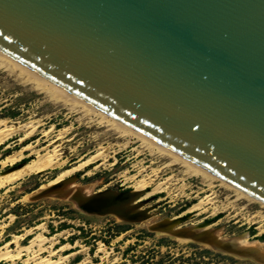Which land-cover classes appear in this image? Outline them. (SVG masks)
I'll list each match as a JSON object with an SVG mask.
<instances>
[{"label":"water","instance_id":"95a60500","mask_svg":"<svg viewBox=\"0 0 264 264\" xmlns=\"http://www.w3.org/2000/svg\"><path fill=\"white\" fill-rule=\"evenodd\" d=\"M0 51L264 202V0H0Z\"/></svg>","mask_w":264,"mask_h":264},{"label":"rangeland","instance_id":"374dc122","mask_svg":"<svg viewBox=\"0 0 264 264\" xmlns=\"http://www.w3.org/2000/svg\"><path fill=\"white\" fill-rule=\"evenodd\" d=\"M9 69L0 66V119L33 122L35 129L24 142L19 141L24 133H19L0 145V159L12 153L20 156L14 166L0 165V173L35 159L57 145L65 168L77 166L104 151L76 171L74 180L80 185H92L93 192L138 189L141 193L136 201L146 214L143 218L117 219L108 213H89L76 205L68 192V196H62L63 183H57L54 188L58 194L42 193L29 198V194L54 178L62 168L50 167L0 188V245L13 235H19V244L25 245L40 234L48 239L40 256L52 259L67 256L62 264H142L145 259L158 261L166 253L189 256L195 249H209L214 253L209 254L211 257L220 254L212 260L206 257L204 261L208 264H264L249 256L213 248L201 239L179 238L153 226L158 220L182 216L185 219L178 227L210 224L225 239L247 234L250 239L264 242V208L259 204L236 198L233 191L217 181L210 187L199 176H186L180 165L165 167L168 160L157 151L144 150L140 141L127 138L126 144H119L122 140L106 124L91 121L92 115L83 114L78 108L75 111L68 104L33 89L30 83L22 81L17 70L9 72ZM27 144L30 147L23 148ZM172 176L161 191L146 196ZM139 179L150 183L140 189L136 187ZM205 195L213 197L212 200L187 211ZM63 244L66 248L57 250ZM11 249H16L15 244ZM28 256L24 253L13 262L0 261V264H20Z\"/></svg>","mask_w":264,"mask_h":264},{"label":"bare ground","instance_id":"6f19581e","mask_svg":"<svg viewBox=\"0 0 264 264\" xmlns=\"http://www.w3.org/2000/svg\"><path fill=\"white\" fill-rule=\"evenodd\" d=\"M2 65L5 67V69L10 68L17 70V73H19L23 78L22 81L25 83H30L33 89H36L39 92H44L48 96L50 95L55 99V101L57 100L61 104H68L70 108H74L75 111V108H78V110L83 111V114L86 113L92 115L91 121H97V123L106 124V126H108L111 131H114V133H116L118 137L122 140V142H120L119 144H126L128 142L127 138H133L137 141H140L143 145L144 150H147L149 152L157 151V154L160 157L163 156L168 160V162L165 164V167L171 165H180V167H182V174L186 176H199L203 180V182H206L207 185L210 187L213 186V182L217 181L225 188L233 191V193H235L236 198H244L253 203L255 202V204L257 203L260 207L264 208V202L257 199L253 195L246 193L235 185H232L228 181L222 179L214 173H211L207 169L193 163L189 159H186L179 153H176L175 151L165 147L157 141L147 137L146 135H143L139 131L129 127L125 123H122L121 121L108 115L107 113L98 109L91 103L67 91L60 85L54 83L53 81L47 79L36 71L30 69L29 67H26L22 63H19L15 59L9 57L8 55L0 51V66ZM10 69L8 70L9 72ZM13 73L15 72L13 71ZM34 129L35 125L33 122L21 123L19 121L14 122L0 119V145L12 136L19 133H24V135L19 137V141L24 142L28 137L33 134L32 131ZM118 142L119 141L115 143ZM5 145L8 146L7 143ZM27 147H30V144L23 146V148ZM102 152L104 153V151H101L100 153H97L91 156L89 159L81 162L77 166L65 168L63 167L65 165V160L62 159L63 156L60 152L59 145L54 146L52 150H49L44 154L37 155L35 159L26 161L20 164L18 167H14L5 170L4 172H1L0 188L3 186L10 185L12 182H16L17 180H20L25 176L32 175L36 172L43 171L50 167H62L54 178L34 190L31 194H29L28 197L34 198L42 193L52 195L58 194L57 190H55L54 188L56 187L57 183H63L65 185V192L62 193V196H65L68 192V194H70L69 196L71 197L70 199L73 200V202L78 205L81 209L89 213H108L110 215L112 214L116 216L117 219L143 218L146 213L140 209V206L136 201V198H138L141 193L140 190L136 189V191L132 192H119L106 189L103 191L93 192L92 185H80L74 180V173L87 166L92 160H96ZM19 157L14 153H12L11 155H7L6 157L0 159V165L14 166L19 160ZM153 173L158 174V172L155 170H153ZM131 177H135V175H132ZM172 179L173 176L166 178L164 182L157 184L153 190L147 192L146 196L152 194L155 191H161L162 186ZM150 180L151 178H149V181ZM149 181H145V179L136 180V187L143 189L147 187V185L150 183ZM212 198L213 197H211L210 195H205V197L201 201H199V203L193 204L187 209V211H193L195 209H198V207L205 200H212ZM184 219L185 217L182 216H177L171 219L165 218L158 220L157 222L155 221L156 223L153 226L158 230L167 231L175 235L176 237L188 239H201L207 244L213 246V248H220L223 251L235 253L241 256H249L258 262L264 263L263 241L253 238L250 239L247 234H242L233 238L230 237L231 239H225L224 237H222V235H220V230H212L213 228L209 226L210 224H190L188 226L178 227V224L184 221ZM150 224L151 223H149V225ZM19 239V235H13L11 240L5 241L2 245H0V261L13 262L16 258H20L24 253H26L29 256L22 258L20 264H62V259H65L67 257L64 256L61 259H52L50 257L40 256L39 252L43 248H46L44 245L48 240L46 237L40 234L35 235L30 240V242L25 245H20ZM222 243L225 244L221 245ZM12 244H15V250H12L13 248L11 249ZM66 246V244H63L59 246L60 248H58L57 250H62L66 248Z\"/></svg>","mask_w":264,"mask_h":264},{"label":"trees","instance_id":"16d2710c","mask_svg":"<svg viewBox=\"0 0 264 264\" xmlns=\"http://www.w3.org/2000/svg\"><path fill=\"white\" fill-rule=\"evenodd\" d=\"M209 254L212 255L214 253L209 249H195L189 256H185L183 253L178 256H175L171 253H166L158 261L150 262L148 259H145L146 261H143L142 264H208L204 261L206 257L212 260L214 257L220 255L215 253V255L211 257Z\"/></svg>","mask_w":264,"mask_h":264}]
</instances>
